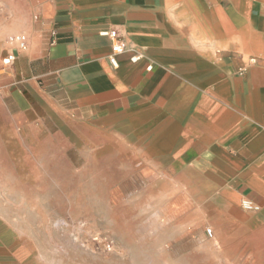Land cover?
Segmentation results:
<instances>
[{
    "label": "crops",
    "instance_id": "obj_1",
    "mask_svg": "<svg viewBox=\"0 0 264 264\" xmlns=\"http://www.w3.org/2000/svg\"><path fill=\"white\" fill-rule=\"evenodd\" d=\"M52 150L205 177L207 239L264 264V0H0V168Z\"/></svg>",
    "mask_w": 264,
    "mask_h": 264
},
{
    "label": "rangeland",
    "instance_id": "obj_2",
    "mask_svg": "<svg viewBox=\"0 0 264 264\" xmlns=\"http://www.w3.org/2000/svg\"><path fill=\"white\" fill-rule=\"evenodd\" d=\"M109 154L52 150L0 168L8 264H225L203 224L218 187L169 162L114 167Z\"/></svg>",
    "mask_w": 264,
    "mask_h": 264
},
{
    "label": "built area",
    "instance_id": "obj_3",
    "mask_svg": "<svg viewBox=\"0 0 264 264\" xmlns=\"http://www.w3.org/2000/svg\"><path fill=\"white\" fill-rule=\"evenodd\" d=\"M102 36H109L112 39V54L110 56V63L112 65H116L117 64V57L123 53L124 51V45L123 43L120 41V38L118 36V33L116 31H111V32H103L101 33ZM10 42L12 43H16L18 45V47L22 50L27 48V42H26V38L22 35L17 36V37H12L10 38ZM140 56H135L133 58V61H139ZM15 61V57L14 56H8L7 58L2 59V63L5 66H10L13 64V62ZM152 67H149L148 70H150ZM245 71L241 70V74H243ZM247 205V203H246ZM248 207H250L249 205H247ZM207 234L209 235V237H212V230L208 229L207 230Z\"/></svg>",
    "mask_w": 264,
    "mask_h": 264
}]
</instances>
